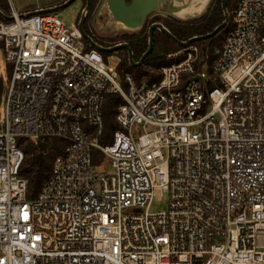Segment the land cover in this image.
<instances>
[{
  "label": "built area",
  "instance_id": "obj_1",
  "mask_svg": "<svg viewBox=\"0 0 264 264\" xmlns=\"http://www.w3.org/2000/svg\"><path fill=\"white\" fill-rule=\"evenodd\" d=\"M235 2L211 64L191 41L139 83L78 23L9 5L0 264H264V0ZM107 93L122 100L104 141ZM42 137L65 145L28 197L18 142ZM157 191L168 206L150 210Z\"/></svg>",
  "mask_w": 264,
  "mask_h": 264
},
{
  "label": "trees",
  "instance_id": "obj_2",
  "mask_svg": "<svg viewBox=\"0 0 264 264\" xmlns=\"http://www.w3.org/2000/svg\"><path fill=\"white\" fill-rule=\"evenodd\" d=\"M213 3L214 4L211 8H208L206 11L193 18L179 19L172 16L153 15L144 26L143 30H141L138 34L130 35L131 39L127 38L126 40L129 41V44L134 51L137 50L136 46H138L143 40L144 48H146L148 44V26L154 21H160L180 40H187L195 35L208 33L218 26L225 18L221 0H215ZM235 5V0H226V7L230 14L227 24L212 36L193 41L200 47V52L202 51L201 54L203 53L205 55L204 49L206 45L204 43L210 41L216 35H220L221 42L224 36L231 29L232 11ZM0 10L6 15L10 14L8 0H0ZM0 18L8 20L7 17L2 15H0ZM79 19L80 17H77V23ZM84 29L95 41H98L86 25H84ZM153 35V49L140 65H132L128 59V52L125 49H120L121 52H123L118 65L120 71H130L136 77L148 75L150 76V79H152L153 72L151 71V68L166 63L167 60L165 58V54L181 46L180 43L158 28L155 29ZM86 46L89 48L92 45L86 41ZM207 58L208 63L211 64L214 56H209ZM121 100V96L116 93H107L105 96L103 112L106 134L104 135V141H108L110 139V133L118 126L114 118V113L116 111V105ZM18 143L23 150V159L19 167V174L27 181V196L34 197L37 195L42 184L47 179L54 158L63 152L65 141L59 137H42L37 141L21 138ZM101 158V152L98 149L94 150V160L98 161Z\"/></svg>",
  "mask_w": 264,
  "mask_h": 264
},
{
  "label": "rangeland",
  "instance_id": "obj_3",
  "mask_svg": "<svg viewBox=\"0 0 264 264\" xmlns=\"http://www.w3.org/2000/svg\"><path fill=\"white\" fill-rule=\"evenodd\" d=\"M49 0H8L9 5L11 3L14 5L16 10L20 13H27V12H34L35 10L39 9L40 7H44ZM215 0H196L190 3H180L178 1H170V2H162L159 4L158 9L153 14H164L166 16H172L174 18L179 19H188L193 18L202 12L206 11L208 8L214 4ZM83 0H73L69 5L65 6L60 11H53L58 14V16L64 20L65 22L76 25L77 24V17H81L82 14L84 15V21L88 25V28L92 34L95 36H101L104 33H109L113 31H128L130 30L129 27L125 26L121 22L117 21L109 7H108V0H97L94 7L89 9H82ZM81 15V16H80ZM220 35L214 36L210 41L204 43L205 46V55L203 56L204 61H208L209 56H214V47L220 45ZM202 52V51H201ZM104 61L106 64L110 66H118L119 65V58L118 56L111 55L109 51L104 52ZM1 59V58H0ZM2 65L0 63V107L2 101ZM209 71V68L207 69ZM150 76L142 75L140 77H136L133 75V78L136 82H140L143 78ZM107 169L111 171L113 168L108 166ZM168 206V197L166 194H161L160 191H157L156 195L154 196L151 204L150 210H160L165 209Z\"/></svg>",
  "mask_w": 264,
  "mask_h": 264
},
{
  "label": "water",
  "instance_id": "obj_4",
  "mask_svg": "<svg viewBox=\"0 0 264 264\" xmlns=\"http://www.w3.org/2000/svg\"><path fill=\"white\" fill-rule=\"evenodd\" d=\"M73 0H66L64 2L63 6L69 5ZM170 1H178L180 3H190L194 2L196 0H108V7L113 15V17L124 24L127 27L130 28H137L141 26L146 18L153 14L157 9L160 3L162 2H170ZM222 8L225 14L224 20L216 26L212 31L205 33V34H200V35H195L187 40H180L178 39L174 34H172L167 27H165L161 22H154L149 26V46L147 50L143 53L139 61H135L132 57V51L131 48L127 43H121L118 45H115L113 47H103L100 44H98L90 34H88L85 29H84V15L80 17L78 21V28L82 35L86 38V40L96 49L100 51H113L119 47H126L129 51L130 54V62L132 65H140L143 58L147 56L152 48H153V40H154V30L155 28H158L168 34L170 37H172L175 41L180 43L181 45L186 44L191 41H196L198 39H203L212 36L215 34L217 31H219L224 25L227 24L230 18L229 11L227 10L226 7V0H221ZM89 7V0L87 1L86 9ZM85 9V10H86ZM55 11L54 7H46V8H40L35 10L34 12L37 13H42V12H53ZM0 15L7 17L8 19L11 17L10 15H6L3 13V11L0 10Z\"/></svg>",
  "mask_w": 264,
  "mask_h": 264
},
{
  "label": "flooded vegetation",
  "instance_id": "obj_5",
  "mask_svg": "<svg viewBox=\"0 0 264 264\" xmlns=\"http://www.w3.org/2000/svg\"><path fill=\"white\" fill-rule=\"evenodd\" d=\"M87 1L88 0H83V6H82V9H81V11L83 10V9H86L85 7H86V5H87ZM96 1L97 0H89V7H88V9L89 8H91V7H94V5L96 4ZM64 2H66V0H49L47 3H46V5H45V8L46 7H54L55 8V11L57 12V11H60V10H62L65 6H63V4H64ZM40 8H42V7H40ZM39 8V9H40ZM44 8V7H43ZM155 13V12H154ZM153 15H159V16H166V15H164V14H151V15H149L147 18H146V20H145V22L141 25V26H139V27H137V28H130V30H128V31H124V30H122V31H111V32H109V33H104L103 35H101V36H95V34H93L94 35V37H96V39L98 40V41H96L98 44H100L101 46H103V47H113V46H115V45H118V44H121V43H127L128 45H129V47L131 48V51H132V57H133V59L135 60V61H139L140 60V58H141V56L143 55V53L147 50V48H148V46H149V26L152 24V23H154V22H160V21H154V22H152L149 26H148V44H147V47L146 48H144V40L143 41H141L140 42V44L138 45V46H136V48H137V50H135L134 51V49H132V47L130 46V44H129V41L128 40H126L127 38L128 39H131V37H130V35H132V34H138L141 30H143L144 29V26L148 23V21H149V19L153 16ZM81 16V15H80ZM84 25H86L87 26V28H88V25L85 23V21H84ZM89 29V28H88ZM156 29V28H155ZM155 31V30H154ZM130 37V38H129ZM154 45V44H153ZM120 49H125L127 52H128V59H129V61H130V54H129V51H128V49L126 48V47H119V48H117V49H115V50H113V51H109L110 52V54L111 55H116V56H118V58H119V62H120V60H121V56H122V54H123V52H121V50ZM153 49V48H152ZM123 51V50H122ZM152 51V50H151ZM150 54V53H149ZM148 54V55H149ZM147 55V56H148ZM147 56H145L144 58H143V60H142V62H141V64L143 63V61L145 60V58L147 57Z\"/></svg>",
  "mask_w": 264,
  "mask_h": 264
}]
</instances>
